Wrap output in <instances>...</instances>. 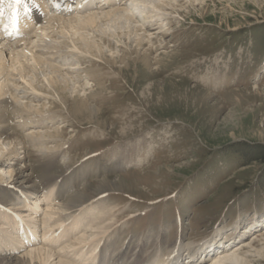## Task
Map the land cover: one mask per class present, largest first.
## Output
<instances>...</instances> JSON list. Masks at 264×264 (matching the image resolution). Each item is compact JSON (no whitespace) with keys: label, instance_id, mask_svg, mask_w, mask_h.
Listing matches in <instances>:
<instances>
[{"label":"rangeland","instance_id":"obj_1","mask_svg":"<svg viewBox=\"0 0 264 264\" xmlns=\"http://www.w3.org/2000/svg\"><path fill=\"white\" fill-rule=\"evenodd\" d=\"M125 1L111 3L131 6L134 22L125 17L117 24L112 20L110 26L100 21L87 32L89 42L99 43L102 52L81 38L74 42L79 50L70 48L72 38L58 29V38L48 34L37 38L41 39L37 54L48 58L54 52V61L35 63L21 54L22 61L0 75L15 106L11 124L25 143L15 146L21 162L14 164L18 159L10 153L11 146L2 157L3 166H23L36 180L45 174L66 184L59 200L63 203L85 191L83 204L92 206L84 218L67 219L68 211L62 216L54 196H47L39 198L42 204L29 221L37 225L40 238L48 236L44 245L54 246L59 255L71 253V259L82 260L77 255L97 239L108 242L102 257L83 264L92 260L136 264V259L151 253L152 245L161 247L155 237L167 233L171 247L168 244L155 256L162 264L164 254L180 247H196L198 255L206 245L203 235L215 231L224 233L222 243L243 248L251 263L264 264V239L260 240L264 238V0ZM108 6L91 4L88 9L108 10ZM142 37L144 43L148 37L153 40V47L137 46L135 40ZM141 48L154 60L149 63L144 54L135 61L130 52ZM104 56L128 58L113 65ZM82 100L97 108V115L91 118ZM0 145L5 146L3 139ZM232 152L239 155L232 158ZM139 157L144 161L136 162ZM111 179H121L125 189L137 184L139 191L106 189ZM10 181L0 170V187L20 191ZM38 183L44 187L47 182ZM29 197L27 202L33 203L35 195ZM26 203L20 206L24 215L32 205ZM3 206L0 236L9 238L1 242L8 249L16 231L12 216L16 219L17 213L11 215ZM255 210L261 225L248 235L245 230ZM148 235L153 238L138 246L143 247L138 252L137 244ZM69 242L70 248L65 245ZM46 246L38 239L14 255L32 248L50 249ZM118 253L121 257L114 259ZM201 255L198 263L210 264ZM58 259L57 255L54 261Z\"/></svg>","mask_w":264,"mask_h":264},{"label":"bare ground","instance_id":"obj_2","mask_svg":"<svg viewBox=\"0 0 264 264\" xmlns=\"http://www.w3.org/2000/svg\"><path fill=\"white\" fill-rule=\"evenodd\" d=\"M8 1L9 0L6 1L7 3H5V0H2V2L5 3L4 6H7L8 3H10ZM36 1L40 5L41 10L43 11V13L45 15H44V17L40 16L38 14L35 15L33 24L31 26V30L28 33H26L27 36H25L22 39H19L18 41L13 42V43H19V42H22L24 40L23 41L24 47L23 46L21 47V45H23L21 43L17 46L12 45L13 43H11V41H8V39H5V37L0 33V46H1L0 47V75L8 67H11V71H12L13 67L16 66L17 63L22 61L21 60V54H22V56L26 57V59L33 61L35 63H40L41 61L42 62L43 61L44 62L45 61H54L55 60V58L53 60L54 52H52L51 56H49L48 58H46L45 56H42L41 54H40L41 56H39V54H37L40 52L39 51V43L41 41V39L38 40L37 38H39V37L42 38L41 37L42 34H48V36L58 38L59 35H58V31H56V30L60 29V34H63L64 36L70 35V37L72 38V41H71L72 45H69L70 48L72 46L73 49L79 50L78 45L75 43L78 42L77 39L79 40L81 38L83 41H85V44L87 46H89L91 48L93 46L97 47L98 50L100 52H102V47L99 43H96L95 41H92V42L90 41L91 43L89 42V40L91 38L88 35L90 33H87V32L88 31L91 32L90 28H96L98 25L100 26L101 25L100 21H101V23L102 22L104 24L108 23V25L110 23V25H111L112 20L115 21V23L117 24V22L121 23V19H123L124 17H125L124 20L127 22H129V21L134 22L133 19L135 20V12L131 8V6L130 7L129 6L128 7H114L117 4H114L111 2L116 1V0H102L103 2L107 3L105 5H107V6L109 5L108 7H111V8H109L108 10H97V11H91L87 8V6H90L91 4H95L97 0H85V1L76 0V2H72V4H69L67 9H65L63 12H61V11L55 12L54 8H51L52 9V11H51L50 5L47 4V2L45 3V1L42 2L41 0H36ZM129 1H131V0H129ZM129 1H128V4H129ZM134 1H138V2H141L143 4H147L143 0H134ZM161 1H163V0H161ZM122 2H123V4H127L125 0H122ZM74 3H77L76 6L73 5ZM164 3H167V1L164 0ZM105 5H102V6L100 5V7L106 8L107 6H105ZM156 8H158V7L156 6ZM158 9H160V8H158ZM53 13H54V15H53ZM112 16L114 17V19L111 18ZM51 28H53L54 30L50 31ZM37 31H38V33H37ZM99 31H100V29H99ZM102 32L106 33L103 30H102ZM33 34L34 35L38 34V36H36V37L32 36ZM118 36H119V34H118ZM74 37H76V39H74ZM103 39H104V42L106 44L111 45V41L109 39H106L105 37H101L100 40L103 41ZM141 39L142 40L139 39V41H137V40H135V41L137 42V46L142 47L143 49H144L145 45H148V44L150 45L151 43L152 44L155 43L149 37H148V40L146 39L148 41V43H146V42L144 43L145 37L144 38L142 37ZM152 44H151L150 48L153 47ZM142 48H141V51L134 50V51L130 52V55L131 54L135 55L134 56L135 61L139 60L142 55L146 54V53L142 52V50H143ZM150 48L146 49V51L148 53L150 51ZM152 51H150V52L152 53ZM89 53L93 55V52L89 51ZM94 55H95V53H94ZM62 56H65V54H63ZM95 56H98V55H95ZM27 57H30V58H27ZM111 57L112 58H110L109 56H104L103 59H105L109 63L115 65L117 63H125L126 58H128V57H124V56H119V57L111 56ZM145 57H147L149 63L153 59V58L150 59L149 54L148 55L146 54ZM40 58H42V60H39ZM58 60H61V59L59 58ZM58 60H56V61H58ZM9 62H11V64ZM155 64H157V63H155ZM52 65H54V64H52ZM124 67L126 68V67H128V65H126ZM55 68H57L60 71H63L62 70L63 68L61 69V67L60 68L55 67ZM64 69H66V68H64ZM74 69H76V68L74 67ZM118 71L120 73H123L124 69H120ZM5 77H8V74H6ZM51 79H52V82L54 84L57 82L56 81L57 79H54V78H51ZM63 79L66 80V77ZM66 81L68 82V80H66ZM67 82L65 84H67ZM0 84H1L0 85V139H3V142H5V146L0 145V170H1V175L3 174V177H6L7 179L11 180L10 183L15 185L20 190V192H18V191H15L13 189L0 187V205L1 206L4 205L3 207L6 206V208L11 212V215H12V211L17 213L16 219L12 216V222L15 223L14 227H15L16 231L11 233V242H8L6 245L8 247V249L3 248L1 242H3L4 239L7 240L9 238L6 236H0V264H83L84 260L85 261L87 259L90 260L92 257L98 256L99 254H100V257H102L105 254V245L108 243L106 240H104V242H102L103 239H97L88 249L82 250L81 254L79 253V255H77V256H79L78 258H82V260L81 259H74V258L71 259V257L69 256L71 253L70 254L69 253H62L59 255L57 252V249L53 248L54 246L49 247L50 246L49 244L47 246L43 244V241H45L48 238V236L44 234V235H41V238H40L39 234H38L37 225L35 224V222L29 221L28 217L32 216L31 214L35 215L36 213H38V210L42 204L41 200H44V197H47V196L48 197L54 196V201H57V203H55V204L58 205L57 210L62 212V216H64L66 214V213L64 214V212L68 211L69 214L64 216L67 219L75 218L77 220L78 218H80V219L84 218L87 215L89 208L92 206H91V204H89V205L83 204L85 201V197H86L85 191H83L82 195H79V194L76 196L71 195L69 197L68 201L63 203V202H60L59 200L63 196V191L66 190V187H67L66 184H58L56 180L53 181V179L47 177L45 174L42 175L40 179L36 180L33 178V176L30 173H27V171H28L27 169L26 170L21 169V168H23V166L20 168L17 167V165L15 167H12V168H8L6 166H3L2 162L4 160H2V159L5 158V153H6L5 151H8V149H11V146H13V149L10 153L14 155V159H16V158L18 159V162H14V161H12V162H14V164H16V163L18 164L19 162H21L20 159L18 158V153H17V150H15V146L18 144V142H19V144H23V146L25 145V143H24V139L22 138V136L17 131L18 127L16 128V126H13L11 124V122L13 120L11 111L13 110V108H15V106L13 104V101L11 99H9V96L7 95V93L10 91V88L8 85H5L4 81L0 82ZM75 87H76V85H74L73 88H75ZM31 88L33 91L39 92V90H37L36 87H34L32 85H31ZM65 88H66V86L63 87V89H65ZM82 101H81L82 107L89 110L91 118L94 115H97V113H96L97 108L95 109V107H92L91 105L86 103V101L85 102L83 101V103H82ZM77 104L79 105L80 103H77ZM29 120H31V119H29ZM24 124L25 123H23V125ZM20 129H22V128H20ZM14 142H15V144H13ZM23 148H25V150H26V147H23ZM142 161H144V159L141 157H139L136 160V162H138V163H140ZM9 164L11 166H13V163H9ZM126 178H125V182L127 183ZM41 180L44 181V183L47 182L44 185V187H43V184L39 185V183H38ZM48 182H51V183H48ZM126 186H127V184H125L121 179H119V180H112L111 179L108 181V185H106L105 188L106 189L110 188L111 190L123 189V190H126L127 192H131V193H132V191H134V192L139 191V187L137 184L132 189H127V188L125 189ZM97 189H100V188H97ZM88 191H87V194H88ZM39 192H41V193L39 194ZM29 195H35V197L32 198V199H35V201H33V203H31V201L27 202V200H29L28 198H30ZM39 198H41V200ZM23 203H26V204L31 203L32 204L31 206L27 205L28 206V212H29V214H27V215H24L23 213H21L23 211L20 209V206ZM74 207H76V208L78 207L76 209L77 211H79L77 214H75L76 210L72 211V209ZM90 211H91V209H90ZM46 216H48V215L46 214ZM82 220H84V219H82ZM87 222H89V221H87ZM88 224H90V223H88ZM217 233L219 234V233H223V232L220 231ZM223 234H222V236H223ZM84 235L85 234H83L82 236H84ZM167 235H168L167 233H165V234L162 233V235L158 234L157 237H155V240L159 239L161 247H159V248L153 247V245H152V247H151L152 251H150L151 253H146L142 260L136 259V261L138 262L136 264H157L158 261L155 259V256H157L158 252H162L164 250L165 246H167L169 244L168 241H166ZM262 235L264 236V234H262ZM204 236L209 237V239L207 238V240L214 239V237L211 235H204ZM84 238H86V237H82L81 239H84ZM151 238H153V236L148 235V237L145 240H142L139 244H137L136 248L138 249V252H140L143 249V247H142V249H139L138 246H140V245L143 246V245L147 244V240L151 239ZM38 239H40V243H42L43 246L49 247L50 249L43 248V247L42 248H40V247L39 248H32L29 251L24 252L20 255H17V256L14 255V253L16 251H19L22 247H25L26 245L27 246H29V245L33 246ZM263 239L264 238L262 237L260 240H263ZM30 240H34V241H30ZM84 240L86 241V239H84ZM75 241H74V244H75ZM77 241H80V240H77ZM243 241H244V239L242 240V242ZM71 243L72 242H69L65 245H67L68 248H70L71 246H73V245H71ZM250 244H252V243H250ZM175 246H176V244H175ZM233 246H235V243L229 244V247H225L226 249L223 250L222 252H219V253L214 252L213 255L210 257L205 256L207 261H204V262H210V264H254L255 261L251 263L250 260H248V258L243 254L244 251H241V249H243V248H241V249L236 248L235 249ZM112 247H114V245ZM169 247H171L170 244H169ZM185 248L190 253L195 254V256L191 255L192 258H190L188 260L191 262L190 263L184 262V264H206L203 262L198 263V261H199L198 256L200 254H202L201 255V257H202L203 253L206 252L207 249H205L203 251L201 248L199 250L198 255H197V253H196L197 251H196L195 247L188 245L185 247H181V251H183V249H185ZM16 249H18V250H16ZM13 250H14V252H13ZM68 251H70V250H68ZM74 253H75V251H74ZM120 253H118L117 255L113 254L112 257L114 259H116L117 257L120 258L121 257ZM179 253L180 252H177V250H176V252L171 251V252L164 254V259L162 261V264H171L170 262L172 260H175L178 257ZM221 253H222V255H220ZM259 253H262L261 250H259ZM77 254H78V252H77ZM57 255H58L59 259L54 261L55 256H57ZM139 255H141V254L138 253L137 258L139 257ZM74 257L76 258V256H74ZM92 261L88 264H95V261H93V262ZM256 261L262 262L260 259H258ZM99 264H104V263L99 262Z\"/></svg>","mask_w":264,"mask_h":264},{"label":"snow or ice","instance_id":"obj_3","mask_svg":"<svg viewBox=\"0 0 264 264\" xmlns=\"http://www.w3.org/2000/svg\"><path fill=\"white\" fill-rule=\"evenodd\" d=\"M21 5L24 8L25 14H29L30 12V0H11L10 6L12 7V15L10 17L11 27L13 31L19 33V16H20V7Z\"/></svg>","mask_w":264,"mask_h":264},{"label":"trees","instance_id":"obj_4","mask_svg":"<svg viewBox=\"0 0 264 264\" xmlns=\"http://www.w3.org/2000/svg\"><path fill=\"white\" fill-rule=\"evenodd\" d=\"M262 151V150H261ZM239 154H238V152H232L231 154H230V157H237ZM264 160V154H262V156H261V160Z\"/></svg>","mask_w":264,"mask_h":264}]
</instances>
